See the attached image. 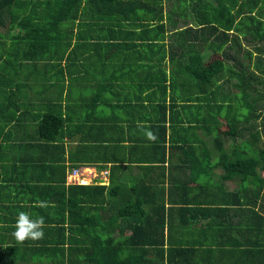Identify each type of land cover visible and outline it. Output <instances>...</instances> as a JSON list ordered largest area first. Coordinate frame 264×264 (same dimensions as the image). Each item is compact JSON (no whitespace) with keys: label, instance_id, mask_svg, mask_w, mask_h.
Listing matches in <instances>:
<instances>
[{"label":"trees","instance_id":"obj_1","mask_svg":"<svg viewBox=\"0 0 264 264\" xmlns=\"http://www.w3.org/2000/svg\"><path fill=\"white\" fill-rule=\"evenodd\" d=\"M172 3L182 12L190 10L198 27L194 29V34L189 33L190 27L179 32L164 33L165 28L175 26V21L168 14L163 16L161 0H0V138L2 139L0 146L3 145V150L0 151V174L18 169L24 160L19 157L20 154L15 155V151L5 150L8 137L2 133L6 127L25 126L28 136L36 137L41 141L38 151L34 149L38 161L54 153L55 157L49 160H55L57 150L61 154L63 152L64 136L72 134L73 131L72 126L64 124L66 121L60 115V111L55 109V107L59 108L56 101L47 100L41 94L37 98L39 104L37 107L29 103L28 105L21 103L22 96L26 94L23 90L30 89L32 84L20 80L22 74L26 79L29 78L28 67L31 64L50 67L59 65L70 59L72 55L79 54L82 57L90 52L98 55V51H102L101 56L90 54L86 57V61L92 64L93 58L108 59L110 50H113L115 55L119 52V47L110 49V44L101 43L112 39L122 42L124 46L120 49L123 53L127 50L134 54L148 53V55L156 53L154 41H163L167 38L171 40L180 35L181 37L178 38L186 42L180 49L182 57L187 58L186 62H175L176 67H172L168 75L164 67L154 66V72L152 68L149 70L150 67L148 71L143 67L144 82L148 86H155L163 94L166 90L169 91V98L172 100L169 111L171 122L176 119L172 117L175 108L173 100L178 97L182 102L181 112H184V109H187L185 112L190 110L186 119L187 121L192 119V122L188 123L193 125L200 123L206 128V133L209 135V157L207 154L196 155L205 152L193 132L194 126H190L188 129L190 132H185L181 128L180 132L177 130V133H173L169 137L168 150L171 153L177 152L175 143H181L183 147L188 144H185V141H194L192 143H196L195 147L187 145V151H190L189 154L192 156L191 160L182 159L181 166L168 168L166 179L159 180V173L152 180L146 179L136 183L128 196L123 189L122 193H119V196L123 194V198L117 203L118 209L112 210L114 217L110 224L105 226L107 228L105 239L98 235L97 242H93L94 239L90 240L91 244L98 243L100 253L97 251L95 256L92 254L91 246L89 249L86 248V253L89 252L91 255L88 257L91 261L89 263L84 261L85 264H109L105 247L110 248L113 241L112 234L114 235L115 231L116 234L119 233L118 250L127 248L140 252L139 249L148 244L152 251L157 252L158 246L161 247L163 244L165 224L167 232L171 229L174 212L181 214L183 218L179 227L183 226V229L196 233L199 238V241H190L185 243L187 245L185 248L175 250V252H184L180 258L188 254L194 258L197 252L200 256L209 253V241L202 240L201 234L209 229L214 233H229L228 228H222L228 215L221 218L217 214L225 213V210L216 209L214 219L211 218L201 227H197L188 224L197 213L195 209H188L185 206L176 208L175 205L177 202L185 204L193 202L187 197L188 191L192 190L189 185L192 181L201 180L204 184L207 182L214 187V182L209 176V172L213 169L219 168L222 171L220 180L238 177L240 183H244L243 190L248 193L246 198L248 203L257 199L259 192L264 190V0H174ZM191 39L194 41L192 42ZM126 42H129L127 47ZM205 48L209 49V55L212 52L211 54L215 56V58L211 57L208 63H204L201 57V51ZM100 70L107 71L106 66L103 64ZM96 100H92V103ZM148 113L165 115V103L162 101L155 105L150 104ZM117 129L123 133L121 127L118 126ZM106 135L109 134L103 132L100 140L96 139L97 147L93 142H85L75 153L85 154L90 158L91 164L105 161L107 157L105 150L108 146L102 142L107 143L114 139L112 135L105 138ZM242 137L246 139L242 140ZM225 138L231 141L239 139L240 142L238 141V145L233 146L231 150L226 149ZM30 143L27 141V144ZM242 145L251 149V152L256 154V158L240 159V154H243ZM151 146L156 156H152L148 171L163 172L165 147L163 138L161 137L157 144L151 143ZM117 147L120 145L118 144ZM213 154L218 155L216 161L211 160ZM231 154L234 156L229 157ZM168 163L173 162L168 161ZM63 168L60 167L61 170ZM101 170L109 174L108 169ZM114 170L116 168L111 167L110 172ZM5 175L11 177V174ZM149 178L153 177L149 176ZM59 180V188L58 186L53 188L55 192L57 189L63 190L60 184H68L66 177L62 179V175ZM165 183L168 184L167 192L163 187ZM68 185V194L103 189V187ZM51 187L42 186L37 189L50 190ZM209 195L213 198L214 204L219 205L216 201L217 194L209 192ZM48 199L39 200L47 202ZM39 209L40 207L36 210ZM1 211H3L2 206H0ZM247 211L258 221L247 222L246 228H241L240 236L242 237V232H246L247 235L246 250L237 262H217V264H264V218L251 209ZM187 212H190L187 216L182 214ZM99 227L102 231V223ZM10 231L11 229L4 228L0 221V264H2V251L8 248L5 245V237ZM126 232H129V235L126 236ZM167 245L170 250L171 245L168 242ZM190 246L194 247L190 248ZM169 250H166L168 258ZM168 260L166 264H169ZM128 261L129 264L145 263L136 255L129 257ZM149 261L150 264H162V257L160 263L152 258ZM200 264L212 263L207 260Z\"/></svg>","mask_w":264,"mask_h":264},{"label":"crops","instance_id":"obj_2","mask_svg":"<svg viewBox=\"0 0 264 264\" xmlns=\"http://www.w3.org/2000/svg\"><path fill=\"white\" fill-rule=\"evenodd\" d=\"M172 1L174 0H161L163 16L168 14L175 21V26L165 28L164 33L179 32L190 27L191 32L189 33L194 34V29L198 27L190 10L182 12L178 6H174ZM166 31L168 32L166 33ZM178 37L181 36L178 35ZM178 37L171 40L167 38L163 41H154L153 46L156 49L154 55H148V53L134 54L127 50L123 53V50L120 49L124 46L122 42L112 41L113 39L111 41L106 40L101 43L110 44V49L119 47V52L116 55L113 50L109 51L108 59L93 58L92 64H89L86 57L90 54L101 56L102 51H98V55L93 52L85 53L82 57L76 54V56L72 55L70 59L61 62L59 65L45 67L41 64L37 66L31 64L28 67L30 75L27 79L22 74L25 79L21 77L20 81L30 83L32 86L30 89L23 90L26 91V94L22 96L21 103L27 105L29 103L37 107L39 105L37 98L43 94L47 100L58 103L59 108L55 107V109L60 111V115L66 121L64 124L72 126L73 131L72 134L65 135L62 140V154L57 150L55 160H52L55 157L53 152L54 154H49L45 159L38 161L34 149L38 151L37 148H39L38 145H41V141L36 137L28 136L25 126L6 127L3 130L2 135L8 137L5 150L15 151L14 154H20L19 157L21 156L25 161L22 160V165L18 169H12L5 173L11 174V177L0 174V206L3 207V211L0 212V221L4 228L11 229L5 237V245L8 248L2 251V264H85L84 261L89 263L91 260L88 257L91 255L89 252L86 253V248L89 249L91 246L92 254L95 256L97 251L100 253L98 243L91 244L90 240L94 239L93 242H95L98 235L103 240L105 239L107 232L105 226L110 224L109 222L114 217L112 210L118 209L117 203L120 198H123V194L119 196V193H122L124 189L125 195L128 196L136 183L146 179L152 180L159 173L162 174L158 175L159 180L161 178L166 179L169 173L167 172L168 168L179 167L182 159L191 160L192 156L189 154L190 151H187V145L195 147L196 143L185 141V144H188L183 147L181 143V145L175 143L178 148L177 152L172 151L171 153L167 144L173 133H177V130L180 132L181 128L185 132H190L188 129L190 126H194L193 132L205 152L196 155L204 156L207 154L209 157V135L206 133V128L200 123L194 125L188 123L192 122V119L188 121L186 119L190 110L185 112L187 109H184V112H181L183 107L178 97L173 100L175 108L172 117L176 119L171 122L169 111L172 100L169 98V91L166 90L163 94L155 86H148L144 82L143 67L146 71L150 67L149 70L152 68L153 72L155 67H164L168 75V71L172 67H176L175 62L187 61V58H183L180 53V49L185 46L186 42ZM191 40L194 41V39ZM128 43H125L126 47ZM196 46L199 45L196 44ZM211 53L209 55V49H202L201 57L204 63H208L211 57L215 58L214 54ZM103 64L107 71L100 70ZM92 100L96 101L92 103ZM162 101L165 103V115L148 113L150 104L155 105ZM173 124L174 126H172ZM118 126L121 127L123 133L118 131ZM147 131L156 135V142L146 138L145 133ZM103 132L112 135L114 138L110 142H102L108 146L105 150L107 151L105 161L102 160L99 164H91L90 158L85 154L75 153L79 146L85 142H93L97 147L98 141L96 139L100 140ZM109 135H106L105 138L110 137ZM161 137L165 145L164 163L162 164L164 171L150 172L148 167L152 163V156H156L152 152L151 143H159ZM27 141L31 143L27 144ZM238 141L239 139L228 140L224 147L231 150L233 146L238 145ZM1 142L2 139L0 138V144ZM118 144L120 147H117ZM95 147L93 148L94 151ZM2 150L3 145L0 146V151ZM241 152L243 151L241 150ZM247 154L249 153H241L240 159L256 158V154L253 152L249 156H246ZM233 156V154L229 155V157ZM49 158L52 159L49 160ZM217 158L218 155L213 154L211 160L216 161ZM168 161L173 163L169 164ZM61 166L64 167L63 170L60 169ZM78 166H80L79 168L84 166L94 168L92 170L95 175L91 177L89 183L82 184L83 186L103 187V189H95L92 192L84 190L79 194L73 192L68 194L69 185L64 183L63 185L60 184L63 190L57 189L55 192L53 188L56 186L59 188L58 182L61 175L62 179H65L66 172ZM99 166L108 169L109 174L106 177L100 175L99 170L102 168ZM111 167L116 168V170L110 172ZM221 175L222 171L219 168L209 172L214 187H211L207 182L204 184L201 180L190 182L189 185H191L192 190L188 191L187 197L193 202L186 204L177 202L175 205L176 208H184L185 206L188 209H195L197 213L193 219L191 217L192 220H189L188 224L197 227H201L211 218L214 219L216 209L225 210V213L218 212L217 214L221 218L228 215V220L225 219L224 224H221L222 228L226 227L230 232L214 233L209 229V231L201 234L202 240L209 241V253L200 256V253L197 252L194 258L191 254L180 258L184 252H175V250L185 248L187 246L185 243L199 241V238L196 233L183 229V226L179 227L183 218L180 216L181 214L174 212L171 229L167 232L165 224L163 244L161 247L158 246L157 252L152 251L148 244L144 245L142 249L140 248V252L131 251L127 248L118 250L119 233L116 234L115 231V234H112L113 241L110 248L105 247L109 256V264H129L128 258L133 255L140 256L145 262L144 264H150L149 259L151 258L159 262L161 257L162 264H166L168 259L169 264H190L191 262L200 264L207 260L212 264L239 261L242 253L246 250L247 237L246 232H242V237L240 236L241 228H246L247 222L258 221L247 210L251 209L264 218V201H262L264 190L259 192L257 199L248 203L246 201L248 193L243 190L244 183H240L241 180L238 177L220 180ZM149 176L153 178H149ZM42 186L44 188L52 186V189H37V187ZM163 187L167 192L168 184L165 183ZM209 192L217 194L216 201L219 205L214 204ZM46 198H49L48 206L36 210L39 208L37 202L41 201L39 199ZM142 207H144V203H142ZM19 212L29 214L32 219L44 218L43 239L38 241L26 240L23 244H17L12 232ZM182 214L187 216L190 212ZM101 223L103 225L102 231L99 227ZM61 228L62 231H60ZM127 235L129 232H126ZM167 242L171 245L170 250ZM193 247L190 246V248ZM167 249L170 253L169 258Z\"/></svg>","mask_w":264,"mask_h":264},{"label":"clouds","instance_id":"obj_3","mask_svg":"<svg viewBox=\"0 0 264 264\" xmlns=\"http://www.w3.org/2000/svg\"><path fill=\"white\" fill-rule=\"evenodd\" d=\"M145 135L146 138L150 141H155L156 139V135L151 131H147ZM85 167H89V166H84L81 168H85ZM71 185H82V184H71ZM37 206L47 207L48 203L46 201H38ZM13 227H14V231L12 232V236L17 242V244H23L26 240L38 241L40 239H43L44 237L43 229L45 227V221L43 217L32 219L29 216V214L25 212H19Z\"/></svg>","mask_w":264,"mask_h":264},{"label":"rangeland","instance_id":"obj_4","mask_svg":"<svg viewBox=\"0 0 264 264\" xmlns=\"http://www.w3.org/2000/svg\"><path fill=\"white\" fill-rule=\"evenodd\" d=\"M249 48V47H248ZM225 86V85H224ZM246 138H244V137H242V140H245ZM228 141V139L227 138H225V142L224 143H226ZM243 145H245V143L243 144ZM241 146V150L243 151V152H248L249 154H251L252 152V150L251 149H249V148H247L246 146ZM249 154H247L246 156H249ZM80 166H78V167H76L75 169L74 168H71L68 172H66V176L65 177H67L69 174H70V172L72 171V170H76V169H78ZM88 168V169H87ZM92 169H94L93 167H85V168H80V169H78V171L80 172L79 173V175L78 176H72L71 178H72V180L73 181H77V182H80L81 184H84V183H89L90 182V179H91V177L92 176H94L95 174L93 173V170ZM77 171V170H76ZM100 172H102V170L100 169L99 170ZM77 177V178H76ZM88 181V182H87Z\"/></svg>","mask_w":264,"mask_h":264},{"label":"built area","instance_id":"obj_5","mask_svg":"<svg viewBox=\"0 0 264 264\" xmlns=\"http://www.w3.org/2000/svg\"><path fill=\"white\" fill-rule=\"evenodd\" d=\"M77 170V171H76ZM76 170H72L71 172H70V174L66 177V182L67 183H69V184H81L80 182H77V181H73L72 180V176L74 175V176H78L79 175V171H78V169H76ZM103 175L104 177H106L107 176V171H105V170H102V172H100V175ZM77 178V177H76Z\"/></svg>","mask_w":264,"mask_h":264}]
</instances>
